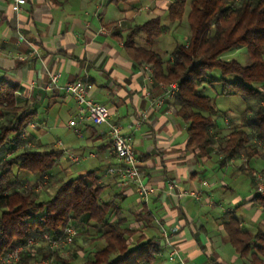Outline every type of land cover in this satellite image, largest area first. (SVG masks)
<instances>
[{
  "label": "crops",
  "instance_id": "obj_1",
  "mask_svg": "<svg viewBox=\"0 0 264 264\" xmlns=\"http://www.w3.org/2000/svg\"><path fill=\"white\" fill-rule=\"evenodd\" d=\"M173 1L25 0L14 12L12 0H0V80L17 85L16 106L34 111L28 121L34 126L27 123L23 129L33 138L34 147L62 151L52 175L71 178L103 170L100 176L105 188H115L113 194H120L116 202L121 216L127 217L138 234L154 237L162 246L154 264H182L168 259L162 245L163 230L178 248L183 264H249L235 253L221 220L224 212H231L240 227L264 230V208L253 195L235 196L232 204L236 207H227L228 178L242 171L243 158L219 164L215 145L209 157H200L193 147H187L188 125L176 114L173 96L165 93L166 85L154 78L151 66L131 58L123 44L130 27L159 18L165 29L155 38L152 49L158 52L156 47L169 41L171 52L187 34L185 25L176 28L168 20L167 7ZM181 1L188 8L190 0ZM133 41L144 46L145 35L137 33ZM32 49L36 53L32 54ZM53 72L59 73L57 86L49 80ZM77 79L88 83L87 96L105 105L110 120L131 136L143 179L155 191L147 203L142 204L134 187H124L118 177L106 174L116 158L105 125L84 122L81 136L68 126L77 115L76 103L61 86ZM3 118L10 115L0 110ZM68 151L82 154L84 159L71 163ZM90 153L94 156H88ZM258 159L263 160L255 156L246 161L252 173L261 172L249 166ZM30 179L22 181L24 186ZM217 188L220 192L216 196ZM53 191L54 186L53 190L37 192L38 197H50ZM192 191L199 193L197 199L190 195ZM236 209L239 217L234 214ZM174 227L176 232L171 231ZM261 257L264 264V255Z\"/></svg>",
  "mask_w": 264,
  "mask_h": 264
},
{
  "label": "trees",
  "instance_id": "obj_2",
  "mask_svg": "<svg viewBox=\"0 0 264 264\" xmlns=\"http://www.w3.org/2000/svg\"><path fill=\"white\" fill-rule=\"evenodd\" d=\"M167 15L176 28L183 24L187 30L185 39L174 44L167 62L152 49L165 29L159 18L129 28L123 41L126 52L135 61L148 63L159 83H177L173 104L188 125L186 146L193 147L200 157H209L215 145L219 164L243 158L241 170L252 182L253 199L264 208V194L256 190L255 173L245 165L255 156L264 160V0H190L188 8L184 1L175 0L168 5ZM137 33L145 35L144 46L134 44ZM241 47L247 63L222 58L226 51ZM214 68L221 74V94L238 95L247 102L241 123L230 124L224 131L216 128L218 111L213 100L197 90L211 83L205 75ZM16 91V84L0 80V110L10 115L0 119V255L28 238L43 242L46 232L60 236L70 225L76 230L72 245L88 228L96 231L100 242L93 250H84L87 256L81 264H154L162 246L142 232L135 236L138 229L129 225L117 206L120 194L100 198L105 185L99 169L71 178L52 175L62 151L38 150L34 144L27 145L33 143L30 135L20 137L35 113L27 106H16ZM43 175L52 179L54 191L39 199L32 189L36 184L24 186L22 181L40 180ZM143 213L150 215L144 207ZM221 220L235 253L249 264H262L264 230L240 227L231 212H224ZM45 244L46 251L31 247L12 264H39L40 254L56 264H77L74 258L65 259L58 249Z\"/></svg>",
  "mask_w": 264,
  "mask_h": 264
},
{
  "label": "built area",
  "instance_id": "obj_3",
  "mask_svg": "<svg viewBox=\"0 0 264 264\" xmlns=\"http://www.w3.org/2000/svg\"><path fill=\"white\" fill-rule=\"evenodd\" d=\"M24 2L25 0H12L10 4L11 10L17 12ZM31 52L32 54L36 53V50L32 49ZM48 76L51 84L53 86H57L56 83L59 73H49ZM61 88L71 94L76 103L77 115L68 121V126L74 129L77 136H81V128L83 127L84 122H89L94 126L105 125L110 140L111 150L116 158L115 164L107 167L106 174L118 177L121 185L124 187H134L141 202L147 203L154 195L155 191L154 188L143 179V172L139 166V160L135 155L131 136L123 134L121 131V125L110 120L109 110L105 105L100 104L87 96L88 83L84 80L77 79L75 81L66 82L63 86H61ZM177 90V83L171 82L166 85L165 93L168 96H174ZM28 126L33 127L34 123L29 122ZM27 136L28 134L26 130H23L20 134L21 138H26ZM27 145L32 146L33 144L28 142ZM66 155L71 163H77L79 160L84 159L82 154H76L70 151H68ZM88 156L92 157L94 155L90 153ZM46 178L47 176L43 175V180H40L41 183H44ZM256 179V190L263 195L264 179L259 175H256ZM202 184L207 185V182L203 181ZM190 195L195 199L199 197V193L197 191L190 192ZM171 231L176 232L177 228L174 227ZM75 235L76 231L74 227L68 225L64 228L60 236L52 237L46 232L43 234L42 239L48 244L49 248L59 249V247L70 245ZM161 236L162 240H164L162 245L167 249L168 259L170 261H178L183 264L179 250L171 244L168 239L167 232L163 230ZM37 240L38 239L36 238H28L25 243L14 246L5 254L0 255V264H12L19 261L23 253L33 247ZM48 262L49 260L46 259V261H43L40 264H48Z\"/></svg>",
  "mask_w": 264,
  "mask_h": 264
},
{
  "label": "rangeland",
  "instance_id": "obj_4",
  "mask_svg": "<svg viewBox=\"0 0 264 264\" xmlns=\"http://www.w3.org/2000/svg\"><path fill=\"white\" fill-rule=\"evenodd\" d=\"M182 25L180 27H182ZM180 27H178V28H180ZM171 47H172L171 44H169V41H167L166 44H164V45L162 44V46L156 47V50L162 54V56L165 60V59H168V57L170 56ZM222 58L225 60L234 59V60L240 62L241 64L247 63V56L245 53V48H242V47L238 48V49L226 51L225 53L222 54ZM220 77H221V74L217 68L210 70L209 72L206 73L205 79L210 80L211 83H206L197 89L198 93L206 95L213 100L215 107L218 111L217 117L215 119L216 128L219 127L218 129H222L223 127L226 126V124L224 123V120L225 121L227 120L228 125L240 124L241 123L240 116L247 107L246 106L247 102L244 101L240 96L221 94L222 82L220 81ZM236 122H238V123H236ZM225 129H226V127L220 131H224ZM90 162H91V164L92 163L94 164V162L92 160ZM244 163L245 162L243 161V163H242L243 166H244ZM251 165H252V167H255L257 171H261V172H254L255 176L259 175V176L263 177V175H264L263 174L264 173V161L258 159L255 162L253 161V163L249 162L250 167H251ZM218 171H219V169H218ZM98 172L101 174V173H103V170H100ZM229 174H228V176H229ZM217 175L221 176L220 171ZM210 178L214 179L215 176L210 174ZM30 180L33 181L34 179H30ZM40 180H43V179H40ZM40 180L33 181V184H36L34 187L32 186L33 190L35 189V191L38 193H44L47 191V189L53 190L51 178H46L44 180V183H41ZM31 181H29V182L31 183ZM228 184H230V190H228V197L226 200H228V206L227 207H231V208H229L231 210L236 207V203L232 204V198H234L235 196H239V195H241V197H243V195H245L246 193H249L250 195H253V193H254L252 182H251L250 178L248 177V175L246 174L245 170L238 171L234 177L228 178ZM114 192H115V188L114 189H110V188L106 189L105 188L102 191L100 198L105 200L109 196H111ZM219 192H220V188H217L216 196L218 195ZM41 195L42 194H40V196ZM39 199H41V198H39ZM217 200L218 199H216L215 201L217 202ZM225 207L226 206L223 205V208H225ZM234 214L237 217H239V211L237 209H236ZM137 234L138 233H136L135 236H137ZM96 237H97L96 231L92 228H88V231H84L82 235H79L78 240L75 244H73V245L70 244V245L65 246V247H59L58 253L65 259L74 258V260L77 264H81L83 262V260L85 259V257L87 256V254L83 255L84 250L85 251L86 250L87 251L93 250L95 247L100 246V242L96 240ZM45 243L46 242H44V241L42 242L38 239L37 242L35 243V245L33 246L34 250H38L40 248L43 251H46V248H45L46 244ZM79 244H81L82 248H78ZM76 250H77V252H75ZM38 259H39V264L43 261H46V258H43L41 254L38 256ZM48 264H56V263H54V261L50 259V262H48Z\"/></svg>",
  "mask_w": 264,
  "mask_h": 264
}]
</instances>
